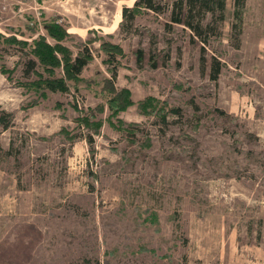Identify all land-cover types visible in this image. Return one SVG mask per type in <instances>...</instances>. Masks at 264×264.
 Instances as JSON below:
<instances>
[{
	"label": "rangeland",
	"instance_id": "1",
	"mask_svg": "<svg viewBox=\"0 0 264 264\" xmlns=\"http://www.w3.org/2000/svg\"><path fill=\"white\" fill-rule=\"evenodd\" d=\"M134 2L0 0L5 36L55 44L57 18L61 43L93 54L54 92L31 84L29 46L0 39V116L12 114L0 120V264H264V0H243L239 20L227 0L206 60L189 29L165 28L168 9L121 26ZM103 41L123 53L109 58ZM139 47L171 58L139 65ZM114 70L133 101L117 114L103 89Z\"/></svg>",
	"mask_w": 264,
	"mask_h": 264
},
{
	"label": "trees",
	"instance_id": "2",
	"mask_svg": "<svg viewBox=\"0 0 264 264\" xmlns=\"http://www.w3.org/2000/svg\"><path fill=\"white\" fill-rule=\"evenodd\" d=\"M242 3L243 0H234L235 19L239 20L241 18L240 7ZM165 9L169 10V19L164 22L165 28L170 30L174 25H182L185 29H189L190 41L200 46L202 58L206 60V44L209 38L222 34L221 26L226 20L227 0H135L133 6L123 7V20L120 25L124 26L127 20L133 25L136 17L145 10L163 12ZM232 26L236 27L237 23L232 22ZM45 28L48 35L56 41L55 44L50 43L46 35H40L33 39L32 42H29L18 39L15 35L5 36L0 32V39L30 47L28 54L33 55L34 58H29L27 61L26 73L31 75L34 72L38 77V79L31 81V84L54 92H68L71 89V81L75 82V84L81 81L82 78L80 76L83 70L93 59L91 48L88 45H84L74 54L70 48L63 45L61 41L71 35L57 18L47 22ZM101 49L109 58H114L116 55L123 53V48L120 45L108 41L101 43ZM133 53L139 65L148 62L154 68L164 65L171 58L169 50H159V52L151 50L147 52L139 47ZM211 57L212 78L216 79L221 69V63L216 56ZM37 65L43 68V72L37 71ZM57 69H61L63 74L59 75ZM2 70L9 72L4 65ZM116 75V70H114L113 77L106 78L103 87L104 91L111 94L108 103L114 114L125 110L133 103L131 92L128 88L117 89L115 87L113 79ZM152 101L153 98H148L146 102L141 104L143 111H146V107L151 105ZM100 109L102 110V108ZM0 120L4 127L7 128L12 122V114L6 113L4 116H0ZM80 120L85 125L93 127L95 131H98L101 126L100 121L92 122L88 117H82ZM162 120L166 121V115L162 116ZM89 140L92 142V137Z\"/></svg>",
	"mask_w": 264,
	"mask_h": 264
}]
</instances>
